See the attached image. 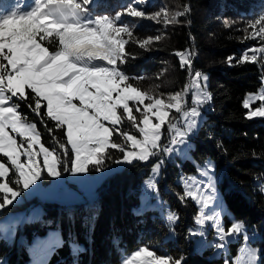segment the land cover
<instances>
[{"label": "snow or ice", "instance_id": "obj_1", "mask_svg": "<svg viewBox=\"0 0 264 264\" xmlns=\"http://www.w3.org/2000/svg\"><path fill=\"white\" fill-rule=\"evenodd\" d=\"M92 3L93 0H25L23 5L18 3L0 12V156L6 158L0 160V210L13 204L45 173L55 178L65 172L75 175L90 169L103 171L105 161L114 159L110 149L121 154L115 158L117 164L149 162L161 154L171 156L188 145L198 127L199 107L211 100V94L201 84L208 77L200 71L192 75L193 53L187 50L175 53L180 67L187 66L191 77L181 91L164 94L142 90L131 81L143 77H130L121 68L129 57L135 58L126 50L127 44L151 50V45L162 39L160 35L136 37L135 26L122 17L157 23L162 18L167 26L189 11L186 5L183 11L172 14L166 8L148 13L138 6L142 0H137V5L128 4L108 15L94 14ZM225 25L230 26L227 21ZM244 31L245 39L258 38L261 44L247 49L236 63L264 62V12L249 20ZM232 60L228 58L230 64ZM189 93L192 107H187ZM256 101L259 105L253 109ZM22 103L44 125L51 137L50 146L42 142L43 133L24 113ZM243 107L248 110V119L264 117V86L246 95ZM173 111L177 116L172 115ZM48 120L54 122V127L48 126ZM125 121L130 128L124 127ZM165 125L167 144L162 143ZM57 129L62 137L54 134ZM163 163L161 159L152 165V177L145 181L148 192L157 191L155 177ZM197 171L207 182L189 176L181 197L182 201L191 198L200 205L195 218L200 230L190 229L189 235L204 237L203 229L210 223L219 241L212 247L223 249L231 237L245 233V224L234 220L224 227L220 210L211 214L205 211L219 199L210 175L213 165L207 162ZM165 218L169 225L179 220L172 211ZM244 239L247 241L248 236L244 235ZM184 259L183 255L175 258L158 254L144 245L125 256L121 264H183ZM225 264H258V250L245 245L233 261L226 260Z\"/></svg>", "mask_w": 264, "mask_h": 264}, {"label": "trees", "instance_id": "obj_2", "mask_svg": "<svg viewBox=\"0 0 264 264\" xmlns=\"http://www.w3.org/2000/svg\"><path fill=\"white\" fill-rule=\"evenodd\" d=\"M24 2L0 0V12ZM128 4L137 5V0H93L91 10L94 14L114 15ZM185 5L189 11L177 17V23L167 26L162 18L157 23L145 18L122 17L124 22L135 26L136 37H162L151 45V50L133 43L126 45V50L135 58L129 57L121 65L122 70L130 77H143L132 80L134 85L155 93L181 91L190 74L187 66L180 67L175 53L185 50L193 53L192 73L200 71L208 77L206 88L211 100L205 104L197 130L188 141V156L178 163L168 156L162 158L157 191L150 195L151 200L159 201L162 211L140 205L142 182L152 162L161 158L136 161L100 179L90 202L65 205L40 201L38 217L22 219L11 240L0 236V259L3 258L0 264H28L27 245L31 237L49 228L58 230V239L44 254L42 264H118L123 254L140 245L175 258L183 255V264H223L222 254L231 262L242 245L240 236L229 241L218 256L212 255L209 242L197 250L192 248L189 230L194 228L197 206L191 198L181 200L185 192L182 184L185 174L194 171V161L205 159L218 172L216 184L228 212L221 216L223 226L227 227L231 218H237L244 222L246 232L254 231L247 241L257 248L258 261L264 264V195L259 189L264 180V117L248 119L242 104L243 95L256 92L261 85L264 62L236 63L246 48L261 44L258 38L245 39L244 29L249 20L264 12V0H142L138 6L148 13L166 8L172 14L183 11ZM226 21L230 26L225 25ZM229 57L233 58L231 64ZM21 106L43 133L42 142L50 146L51 137L39 118L25 104ZM47 123L54 127V122ZM124 127L131 126L125 121ZM54 134L62 137L59 129ZM109 151L114 159L106 160L104 167L121 155L115 150ZM0 160L6 158L0 156ZM40 182H49L46 173ZM32 200L25 204L29 205ZM169 211L179 216L174 225H169L165 218ZM211 232L210 227L207 241Z\"/></svg>", "mask_w": 264, "mask_h": 264}, {"label": "rangeland", "instance_id": "obj_3", "mask_svg": "<svg viewBox=\"0 0 264 264\" xmlns=\"http://www.w3.org/2000/svg\"><path fill=\"white\" fill-rule=\"evenodd\" d=\"M255 47H258V46L252 45L246 48L244 52L247 49H251ZM195 72L196 71H193L192 75H194ZM203 74L206 75L205 73ZM190 78L191 77H189L187 83H189ZM207 83H208V79L206 81L201 80V84L203 86L206 87ZM262 86H264V77L261 79V85L259 86L256 92H258ZM256 92L255 91L246 92L243 95V100L245 96L248 95L249 93H256ZM145 103H147V101H145ZM188 103L189 104L187 105V107L193 106L192 101H191V93H189L188 95ZM205 104L199 107L200 116L198 117V124L200 122V119L202 116V110L205 107ZM242 104H243V101H242ZM130 105H131V102H130ZM258 105H259V101H256L252 104V108L254 109ZM247 111L248 110L246 109L245 115L247 114ZM175 114L176 113L173 112L172 115L174 116ZM166 128L167 127L165 125L163 128V135L165 137L164 139L167 138V134L165 135ZM137 136H139V134ZM186 148L187 146H181V150H178L177 152H174L171 156H168V159L173 160L174 162L178 163V161L182 160V158L188 156ZM21 159H24V158L22 157ZM157 161L158 159L152 162V164L150 165V172L148 176L142 182L141 194H140V205L145 204L146 206H150L160 212L162 211V209H161V205L159 201L157 199L151 200L150 195L152 192H148L145 188V181H147L149 178L152 177V165L155 164ZM207 162H210L212 164V162L209 159H205L201 162L194 161L195 169L193 172L185 174L186 179L189 176H196L199 181L207 182V178L199 176V173L197 171L198 167H203ZM126 165L127 164L125 163L117 164L114 161L110 165L104 167L103 171L101 172H96L94 170V171H88L86 173H80V174H75V175L65 172L59 177H55V178L49 177V182L45 184L41 183L40 180L37 181L35 185L31 186L27 190L22 191L21 196L18 197L17 200L13 202V204L7 206L3 210H0V236L8 240H11L13 237L15 228L20 224V221L22 219H31V218L38 217L40 215V210H41L40 201H53V202H58V203L65 204V205H69L73 203H81V202H86V201L90 202L91 200H93V198L96 195L95 190H94L96 183L103 177L109 175L115 170H118ZM210 175L213 176L215 184H216L217 179H218V172L214 171V168H213V171L210 173ZM158 176H156L155 179H157ZM182 185L185 188V185L184 184ZM58 188L62 189V193L60 195H57L55 192L58 190ZM216 188H217V184H216ZM259 189L261 193L264 195V190H262L264 189V180L260 182ZM217 192L219 194L218 201L216 202L215 205L206 209L205 211L211 214L213 211L220 210L222 214L225 213L226 215H228L227 210L224 208L222 204L221 196L218 191V188H217ZM32 199H35V200H32ZM30 200L32 201L29 203V205H26L25 204L26 201H30ZM193 202L197 206V214L195 215V218H196L200 211V205H198L196 201L194 200ZM195 218H194L193 230L199 231L200 229H199V226L195 222ZM234 220L240 221V219L231 218V222H233ZM231 222L228 224V226H230ZM210 227H211L210 223L205 225L203 229L205 231L204 237L191 236L192 248L194 250L199 249L200 247L204 246V244L208 242L211 243V245L219 242L217 240L216 231L213 228H211L212 232L210 234V238L207 241L206 233ZM254 234H255L254 231H251V232L245 231L244 234L239 235L242 240V245L240 246L237 254L234 257H231V261H233L240 254V249L244 247L245 245H247L248 247L257 249L255 246L250 245L248 241H245L244 239V235H247L248 238H250ZM237 237L238 236H233L229 239V241H232ZM57 239H58V230L54 228H49L43 234H36L33 237H31L27 245V252L29 255L28 264H42L43 259H44V254L48 252L50 248H53L54 246L53 244L54 242H56ZM141 246H144V245L137 246L133 248L132 250H130L129 252L123 254L118 264H121L122 259L125 256L129 255L132 251L138 249ZM223 249H216L213 247L212 255L218 256L223 251ZM222 259H223V264H225L226 258L224 257V254H222ZM258 264H260L259 261H258Z\"/></svg>", "mask_w": 264, "mask_h": 264}, {"label": "built area", "instance_id": "obj_4", "mask_svg": "<svg viewBox=\"0 0 264 264\" xmlns=\"http://www.w3.org/2000/svg\"><path fill=\"white\" fill-rule=\"evenodd\" d=\"M174 116H177V114H175ZM166 142H168V133H167V138L162 140V143L165 144ZM155 157H156V158L160 157L161 159L164 158V156H163L162 154L159 155V156H155ZM55 192H56L57 195H60V194L62 193V189L59 188V189H58L57 191H55Z\"/></svg>", "mask_w": 264, "mask_h": 264}, {"label": "water", "instance_id": "obj_5", "mask_svg": "<svg viewBox=\"0 0 264 264\" xmlns=\"http://www.w3.org/2000/svg\"><path fill=\"white\" fill-rule=\"evenodd\" d=\"M3 260V258L0 259V262Z\"/></svg>", "mask_w": 264, "mask_h": 264}, {"label": "crops", "instance_id": "obj_6", "mask_svg": "<svg viewBox=\"0 0 264 264\" xmlns=\"http://www.w3.org/2000/svg\"><path fill=\"white\" fill-rule=\"evenodd\" d=\"M104 178V177H103ZM143 205H145V204H143Z\"/></svg>", "mask_w": 264, "mask_h": 264}, {"label": "bare ground", "instance_id": "obj_7", "mask_svg": "<svg viewBox=\"0 0 264 264\" xmlns=\"http://www.w3.org/2000/svg\"><path fill=\"white\" fill-rule=\"evenodd\" d=\"M165 144H167V143H165Z\"/></svg>", "mask_w": 264, "mask_h": 264}]
</instances>
